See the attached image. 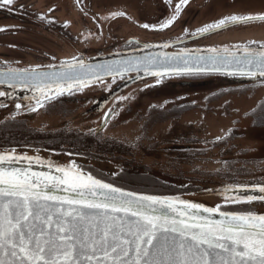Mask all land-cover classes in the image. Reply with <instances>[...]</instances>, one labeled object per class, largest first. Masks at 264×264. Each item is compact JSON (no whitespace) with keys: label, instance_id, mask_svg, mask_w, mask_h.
Wrapping results in <instances>:
<instances>
[{"label":"flooded vegetation","instance_id":"af4514ba","mask_svg":"<svg viewBox=\"0 0 264 264\" xmlns=\"http://www.w3.org/2000/svg\"><path fill=\"white\" fill-rule=\"evenodd\" d=\"M51 1L15 0L11 6L0 7V67L43 68L80 56L84 60H95L130 52L149 43H171L191 49L234 48L236 45L243 49L247 45L254 48L264 45L262 20L228 24L221 30L190 40L177 39L185 29L195 30L228 15L264 14V0H188L186 5H182L178 19L161 30L145 29L143 25L159 26L179 0H172L171 8L165 0L117 4L68 0L70 13L67 16L44 12L34 18L26 17L19 7L22 4H35L53 10L55 4ZM205 76H211L213 80L221 79L217 75L197 77ZM184 77H159L139 85L137 91L142 94L165 87L174 90L213 87L207 92L198 89L193 95L194 103L178 91L172 98L157 104L150 103L143 108L132 107L127 102V95L117 99L127 88L102 104L100 110L93 112H90L91 106L96 104L99 97L108 94L120 78H115V82L103 81L72 90L71 93L65 92L51 100H43V107H37L36 101H9L8 96L0 97V149L8 152L14 149L15 155L31 157L32 160L58 159L53 157L60 152L90 161L92 158L111 160L116 168L114 174L101 171L91 163L82 164L81 160L74 164L118 187L124 184L122 180L165 185L149 175L153 171L186 178L213 179L231 185L264 183V113L259 108L264 104V84L203 85L201 82L175 80ZM12 90L0 87V91ZM16 104H21V108L17 109ZM192 110H195L199 121L214 120V131L199 126L195 131H168L162 139L151 134L154 127L180 121L182 113ZM110 112L111 115L105 120ZM123 126H129L131 133L120 132L119 127ZM69 134L91 137L100 142L133 143L134 146L130 148L136 150L102 155L97 151L67 145L66 142L70 140H66L65 136ZM217 138H222V142L212 143ZM142 146L147 148L146 151H142ZM155 150L159 154L152 152ZM151 152L159 156L146 155ZM188 152L197 154V161L193 165L187 164ZM198 191V188L187 189L186 193ZM251 204L254 205L251 211L264 208V201Z\"/></svg>","mask_w":264,"mask_h":264},{"label":"snow or ice","instance_id":"6c2138e0","mask_svg":"<svg viewBox=\"0 0 264 264\" xmlns=\"http://www.w3.org/2000/svg\"><path fill=\"white\" fill-rule=\"evenodd\" d=\"M14 3L0 0V7ZM165 3L171 8L172 0ZM187 3L179 0L159 26L143 27L168 28ZM254 20L264 21V14L228 15L195 30L185 29L177 39L203 37L225 25ZM234 48H182L174 54L98 64H87L80 56L62 61L59 71L5 66L0 67V85L38 93L36 106L43 107V100L71 93L73 88L108 76L114 82L117 76L124 80L126 74L127 82L141 73L161 78L219 74L264 84V45ZM11 95L0 91V97ZM259 108L264 113V104ZM218 142L222 138L212 143ZM24 159L27 167L15 166ZM31 162V157L15 155L14 149L0 152V264H264V213L222 211L219 204L209 207L178 197L125 191L92 174L61 167L55 168V175L34 171ZM224 192L235 194L226 198L231 204L264 201L261 182L225 187ZM216 214L219 219L213 218Z\"/></svg>","mask_w":264,"mask_h":264},{"label":"water","instance_id":"95a60500","mask_svg":"<svg viewBox=\"0 0 264 264\" xmlns=\"http://www.w3.org/2000/svg\"><path fill=\"white\" fill-rule=\"evenodd\" d=\"M144 45L145 44H142L140 48L135 49L133 51L120 53V55H110V56H105L104 58H100V59L85 60V62L87 64H98V63L120 60V59H124V58L140 57V56H145V55L158 54L161 52H167L169 54H174V53L180 52V50L182 48H186V47L172 46L174 44H169L170 46L168 48L161 49V48L154 46V45H159V44H147L149 47L145 49ZM176 45H178V44H176ZM187 49L194 50L191 48H187ZM204 49H206V48H204ZM230 49L235 51V48H230ZM199 50H203V49H199ZM60 68H61V64L54 65L53 68H51V69L49 67H43L41 69L42 70H50V71L51 70L59 71ZM127 75L128 74H126L125 76L127 77ZM131 75H135V73H133ZM216 75H219V74H216ZM221 76H224V75H221ZM226 77H230V79H226V78L221 77L220 80H216V81L210 80V81L203 82L202 84L203 85H211L214 83L259 82V81H251V80H248L246 78L231 77V76H226ZM155 78H158V77L144 76L141 73L140 76L137 79H135L134 81L127 82V78L124 80H120L119 82L114 84V86L112 87L111 91L108 94L101 96L97 99L96 104L91 106L90 112L100 110L103 107L102 104L104 105L107 100H109L111 97H113L117 93L121 92L125 88L132 86V85H135V84H138V83H141L143 81H147V80H151V79H155ZM111 79H113V77L108 76V77H105L102 81H110ZM96 83H98V82H96ZM92 84H95V83H87L81 87L92 85ZM4 86L5 85H0V87H4ZM75 89H77V88H73V90H75ZM10 93H12V95L7 97L9 101H19V100L26 101V102L36 101L34 97L36 95H38V93L34 94L29 89H21V88L13 89ZM0 152L7 153L8 151L6 149H0ZM53 158H58V159L48 160V161L45 159L32 160V162H31L32 170L41 171V172H51V174L55 175L56 174L55 168L61 167V168H65L66 170H72L75 172H82L84 175L88 174L86 172H83V171L71 166L70 162H69L70 157H68L65 154L60 153ZM62 159L64 161H61ZM15 166L16 167H27L28 166V160L24 159L20 164H17ZM200 185L203 187V189L197 193L185 194V195L173 194V195H157V196L178 197L179 199H182V200H187V201L194 202V203H201V204H204L205 206H209V207H215L218 204L219 205H233L231 203H228L226 198L234 196L235 194L232 192H227V193L224 192V188L225 187H236L237 185H225V184H219V183H201ZM247 186L251 187V185H247ZM212 190H215V191H212ZM125 191H129V190H125ZM132 192H134V191H132ZM136 193L155 195V194H148V193H141V192H136ZM249 194H251V193H249ZM222 211H224V210H222ZM253 212L264 213V208H259L258 210L253 211ZM204 215H207V214H204ZM213 218L219 219L220 217L218 214H216V215H214Z\"/></svg>","mask_w":264,"mask_h":264},{"label":"rangeland","instance_id":"374dc122","mask_svg":"<svg viewBox=\"0 0 264 264\" xmlns=\"http://www.w3.org/2000/svg\"><path fill=\"white\" fill-rule=\"evenodd\" d=\"M32 2H35V0H31ZM72 2H88V3H100V4H105V3H120V2H128V3H142L146 2L148 3L149 0H71ZM52 3L54 2V8L51 10L49 7L48 10L45 8L31 4V5H23L22 13L26 14L28 18H34L36 15L40 13H56L60 14L62 16H67L70 13V9L67 6L68 0H52ZM185 79V80H183ZM213 77L211 76H205V77H197V76H186L184 78H175V80H180L179 82L187 81L189 83H197V82H202L206 80H211ZM213 86H199V87H185L182 90H174L173 88L165 87L161 88L158 90H151L149 92H145L140 94L137 89L139 88L138 85L131 86L125 93L118 97L117 99H122L124 96L127 95V102L132 106V107H138V108H143L146 105L150 103H160L161 101L170 98L171 96L173 97L174 94L178 93L183 94V96L192 99V102L194 103L195 97L193 96L194 93L199 89L202 90L203 92H207L210 90V88ZM171 97V98H172ZM196 101V100H195ZM182 118L180 121L177 122H167V123H162L156 127L153 128L151 134L158 138L162 139L166 136V133L168 131H178L179 129H186V130H193L195 131L199 126H204L208 130H211L212 132L215 129V121L212 119H207L206 121H199L196 119V113L195 110L188 111L185 113H182ZM129 126H123L119 127V131L123 133H131ZM216 183H223L222 181L218 180H213Z\"/></svg>","mask_w":264,"mask_h":264},{"label":"trees","instance_id":"16d2710c","mask_svg":"<svg viewBox=\"0 0 264 264\" xmlns=\"http://www.w3.org/2000/svg\"><path fill=\"white\" fill-rule=\"evenodd\" d=\"M66 140H70L67 141L66 144L69 146H75L77 148H81V149H90L91 151H97L99 153H101L102 155L110 153V154H125V153H131L132 151L136 150V149H131L130 147L134 146L133 143L124 145L122 143L119 142H112L110 140H105L103 142H100L99 140L93 139L91 137H78L77 135L74 134H69L68 136H65ZM72 140H71V139ZM142 151H146V149L142 146ZM124 152V153H123ZM156 154H159L158 151H152ZM151 154H146L147 156H155L154 153ZM69 156H73L69 153H67ZM133 154V153H132ZM145 155V156H146ZM159 156V155H158ZM155 156V157H158ZM187 156V160H188V165H193L195 164V162L197 161V154L196 153H192V152H188L186 154ZM77 159H71L73 163H75L78 160H81L80 162L83 164H88L91 163L93 165H96V167L98 169H100L101 171H105V172H112L114 174V171L116 168H114V163L112 164L111 160H108L111 162V164L108 161L103 160V158L100 159H94L92 158V160H87L83 157H76ZM107 160V159H106ZM186 160V159H185ZM74 166H76L74 164ZM77 167V166H76ZM78 168V167H77ZM80 169V168H79ZM150 176L159 179L160 181H162L163 183H166L165 185L162 186H157V185H151L148 184L146 182H135L132 180H122V182L124 183L123 185L119 184V187L124 188V189H128V190H132V191H138V192H147V193H153V194H173V193H180V194H185L187 189H196L198 187H200V180L199 179H195V178H186V177H180L177 175H167V174H163L160 173L158 171H153L149 174ZM131 182V183H130ZM206 183H208V181H206ZM118 186V185H117ZM254 205L250 204V203H246V204H238V205H227L225 207H222L223 209L226 210H235V211H251L253 209Z\"/></svg>","mask_w":264,"mask_h":264}]
</instances>
